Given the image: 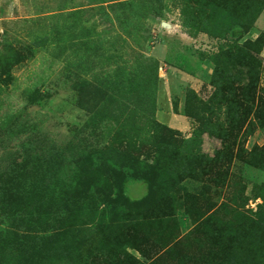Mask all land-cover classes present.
<instances>
[{
    "label": "rangeland",
    "instance_id": "rangeland-1",
    "mask_svg": "<svg viewBox=\"0 0 264 264\" xmlns=\"http://www.w3.org/2000/svg\"><path fill=\"white\" fill-rule=\"evenodd\" d=\"M0 264H264V0H0Z\"/></svg>",
    "mask_w": 264,
    "mask_h": 264
}]
</instances>
